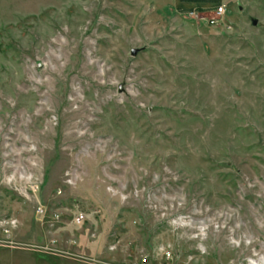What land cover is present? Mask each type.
I'll return each mask as SVG.
<instances>
[{"label":"rangeland","instance_id":"1","mask_svg":"<svg viewBox=\"0 0 264 264\" xmlns=\"http://www.w3.org/2000/svg\"><path fill=\"white\" fill-rule=\"evenodd\" d=\"M204 6L0 0V264H264V0Z\"/></svg>","mask_w":264,"mask_h":264},{"label":"built area","instance_id":"2","mask_svg":"<svg viewBox=\"0 0 264 264\" xmlns=\"http://www.w3.org/2000/svg\"><path fill=\"white\" fill-rule=\"evenodd\" d=\"M224 15H225V7L223 5H221V4L216 5L214 7V11H213L212 17H210L208 19V23L211 24V25H219L220 22H222V18L224 17ZM38 209L40 211L42 210L41 207H38ZM84 216L85 215L82 212L78 213L75 216V218H74L75 222H77V223L82 222L84 220Z\"/></svg>","mask_w":264,"mask_h":264},{"label":"crops","instance_id":"3","mask_svg":"<svg viewBox=\"0 0 264 264\" xmlns=\"http://www.w3.org/2000/svg\"><path fill=\"white\" fill-rule=\"evenodd\" d=\"M185 1L186 3L195 4L196 8H205L206 6H204V3H208L210 1H219V2L232 1L233 3H236L239 6H243L246 5L248 2L250 3L253 0H185Z\"/></svg>","mask_w":264,"mask_h":264},{"label":"water","instance_id":"4","mask_svg":"<svg viewBox=\"0 0 264 264\" xmlns=\"http://www.w3.org/2000/svg\"><path fill=\"white\" fill-rule=\"evenodd\" d=\"M256 23V20H253V24ZM137 52V49H132L131 50V54L134 55Z\"/></svg>","mask_w":264,"mask_h":264},{"label":"bare ground","instance_id":"5","mask_svg":"<svg viewBox=\"0 0 264 264\" xmlns=\"http://www.w3.org/2000/svg\"><path fill=\"white\" fill-rule=\"evenodd\" d=\"M251 264H256L255 262H251Z\"/></svg>","mask_w":264,"mask_h":264}]
</instances>
